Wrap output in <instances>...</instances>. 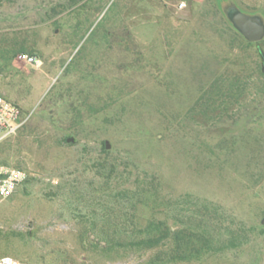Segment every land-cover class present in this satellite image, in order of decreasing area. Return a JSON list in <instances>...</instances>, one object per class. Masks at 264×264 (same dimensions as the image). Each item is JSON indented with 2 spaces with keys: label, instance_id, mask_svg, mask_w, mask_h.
I'll list each match as a JSON object with an SVG mask.
<instances>
[{
  "label": "rangeland",
  "instance_id": "obj_1",
  "mask_svg": "<svg viewBox=\"0 0 264 264\" xmlns=\"http://www.w3.org/2000/svg\"><path fill=\"white\" fill-rule=\"evenodd\" d=\"M229 3L264 17V0H0V95L26 117L0 164L30 172L0 252L264 264V38Z\"/></svg>",
  "mask_w": 264,
  "mask_h": 264
},
{
  "label": "built area",
  "instance_id": "obj_2",
  "mask_svg": "<svg viewBox=\"0 0 264 264\" xmlns=\"http://www.w3.org/2000/svg\"><path fill=\"white\" fill-rule=\"evenodd\" d=\"M19 58L29 64L38 66L40 59L35 54L20 53ZM26 122L25 112L21 104L0 95V142L15 134ZM30 176L23 167L0 164V205L10 197L17 188ZM0 264H41L23 260L10 253L0 252Z\"/></svg>",
  "mask_w": 264,
  "mask_h": 264
},
{
  "label": "water",
  "instance_id": "obj_3",
  "mask_svg": "<svg viewBox=\"0 0 264 264\" xmlns=\"http://www.w3.org/2000/svg\"><path fill=\"white\" fill-rule=\"evenodd\" d=\"M224 11L234 27L248 41L257 42L264 38V17L260 13L245 12L235 3L227 4ZM262 54L264 56L263 52Z\"/></svg>",
  "mask_w": 264,
  "mask_h": 264
},
{
  "label": "trees",
  "instance_id": "obj_4",
  "mask_svg": "<svg viewBox=\"0 0 264 264\" xmlns=\"http://www.w3.org/2000/svg\"><path fill=\"white\" fill-rule=\"evenodd\" d=\"M212 204L210 203H208V202H204L203 204H202V206H205L206 208H208L209 206H211ZM169 227H167V229H168ZM200 229V228H199ZM169 231H170V228H169ZM189 231V230H188ZM171 235L173 236V238L175 239V240H179V239H181V235L179 234L180 233V231H172L171 230ZM201 233H202V231H200V230H198L197 232H194V234H187V238L188 239H196V240H198V239H200V237H201ZM167 235H168V232H167Z\"/></svg>",
  "mask_w": 264,
  "mask_h": 264
}]
</instances>
